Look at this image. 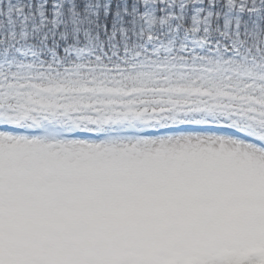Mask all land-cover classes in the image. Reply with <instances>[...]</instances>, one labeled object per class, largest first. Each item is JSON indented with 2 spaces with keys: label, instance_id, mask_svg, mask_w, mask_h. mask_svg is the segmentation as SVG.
Segmentation results:
<instances>
[{
  "label": "snow or ice",
  "instance_id": "obj_1",
  "mask_svg": "<svg viewBox=\"0 0 264 264\" xmlns=\"http://www.w3.org/2000/svg\"><path fill=\"white\" fill-rule=\"evenodd\" d=\"M0 264H264V0H0Z\"/></svg>",
  "mask_w": 264,
  "mask_h": 264
}]
</instances>
